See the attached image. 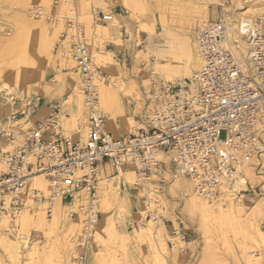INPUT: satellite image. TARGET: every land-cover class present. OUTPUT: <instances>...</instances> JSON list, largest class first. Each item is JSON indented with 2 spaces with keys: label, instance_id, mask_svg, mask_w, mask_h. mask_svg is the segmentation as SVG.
Returning <instances> with one entry per match:
<instances>
[{
  "label": "built area",
  "instance_id": "2783aa9c",
  "mask_svg": "<svg viewBox=\"0 0 264 264\" xmlns=\"http://www.w3.org/2000/svg\"><path fill=\"white\" fill-rule=\"evenodd\" d=\"M62 2L51 0L53 12L34 6L29 14L57 24L55 11ZM225 2L194 31L199 71L175 82L151 73L144 113L119 138L105 129L99 101V83L108 78L93 59L82 25L64 17L57 50L74 62L80 78L76 91L82 118L76 119V133L68 134L61 125L70 117L64 103H54L43 120L34 121L32 99L20 90L0 95V103L10 109L0 121V222L8 220L12 226L23 213L52 218L62 204L70 219L81 216L70 264H88L87 251L100 220L98 189L114 184L124 168H132L140 180L169 168L188 179L193 193L210 204L255 194L258 185L248 180L247 168L260 178L258 194L263 197L264 8L243 24L240 17L229 15ZM92 16L102 23L115 18L100 10ZM231 32L236 38H228ZM37 175L48 184L47 194L32 185ZM134 185L138 193L145 190L141 182Z\"/></svg>",
  "mask_w": 264,
  "mask_h": 264
},
{
  "label": "rangeland",
  "instance_id": "374dc122",
  "mask_svg": "<svg viewBox=\"0 0 264 264\" xmlns=\"http://www.w3.org/2000/svg\"><path fill=\"white\" fill-rule=\"evenodd\" d=\"M63 1L66 3L62 2L55 11L59 18V22L55 24L45 18H33L29 14V10L34 6L47 7L46 13L53 12L51 0H0V94L2 88L7 85L12 91L20 90L31 99L25 84L29 82V74L36 72V76L46 74L55 81H60L64 75L70 76L71 82L67 88L68 95H71L74 62L69 57L61 56L57 45L65 28L67 19L64 17L72 18L82 25L91 44L93 59L102 75L108 78L105 83H99V94L102 87L113 88V81L123 82L124 90L118 92L117 102L114 103L118 104L117 108L125 111L124 116L131 118L136 125L138 118L144 113L150 74L161 79L158 73L161 64L170 65L174 57L181 58L185 61L182 64H186L192 58L194 31L203 21V18L194 13V4L205 9L204 15L206 14L207 19L216 13L217 4L224 0H124L125 7L122 0ZM225 1L224 5L233 18L239 16L238 12L246 4L242 0ZM250 2L247 5H250ZM255 6H264V1L263 4ZM98 10L104 13L112 12L115 18L107 23L97 22L92 13ZM183 16L189 18L185 24L179 23ZM103 26L106 29H103ZM170 36L179 38L178 42L185 40L182 47L181 43H174ZM170 52L172 53L169 55ZM187 77L189 76L179 74L171 81H180ZM133 86L139 93L138 97L134 90L130 89ZM63 103L65 110L70 113V124L67 127L63 119L61 125L66 131L73 132L76 119L82 117V110L76 115L73 108H68L65 101ZM100 106L107 120L101 98ZM0 109L4 110L3 117H0L3 122L10 109L1 103ZM158 158L168 161L165 156L160 155ZM125 170L127 168L122 171ZM244 173L253 186L258 185L256 193H248L240 201H225L235 204L240 202L236 206L241 208L239 219L242 222L230 219H226L227 223L225 219H221L223 223L221 220L204 221L200 213L191 206L190 196L194 194L191 191V182L175 175L171 170L161 175L152 174L149 179L142 180L145 190L139 193L134 189V176L127 181L120 173L115 177L114 184H101L97 192L100 220L87 251L88 264H251L247 261L251 251L259 258V264H264V250L257 248L253 242L258 234L250 228V225L253 228L252 224L256 223L264 234V196L258 194L260 178H256L250 169L245 168ZM178 182L182 185L186 183L180 186ZM120 184L130 187L134 196L132 200H137L135 210H130L121 199ZM149 191L156 195L151 205L148 201ZM106 200L107 203L104 202ZM40 214L43 213L32 215L37 217ZM154 214L162 221H151L154 227H158L157 233L153 230L156 235L140 241L135 237L134 231L146 227L147 220ZM55 215H58V223L51 225L52 227L22 229L16 221L10 226L8 221L2 220L0 264H65L67 256L70 264L73 237L79 232L80 219L69 220L62 211H57ZM47 224L50 225L49 221ZM251 232L255 236L250 234ZM117 233L124 238L118 237ZM181 234H184V239L179 237ZM15 241L21 245L18 258L12 252L9 253L8 243ZM21 241H25V245ZM162 243L165 249H162ZM16 259L19 260L15 261Z\"/></svg>",
  "mask_w": 264,
  "mask_h": 264
},
{
  "label": "bare ground",
  "instance_id": "6f19581e",
  "mask_svg": "<svg viewBox=\"0 0 264 264\" xmlns=\"http://www.w3.org/2000/svg\"><path fill=\"white\" fill-rule=\"evenodd\" d=\"M44 1H47V0H44ZM123 2V6L125 7V3H124V0H122ZM131 1V0H130ZM250 1H253V3H251ZM248 2H246V4L240 9V11L238 12V17L241 18L243 24L247 21V20H251V17L252 16H255L257 14H259V12L264 8V6H261V7H258V6H255L256 4H259V3H262L263 4V1L264 0H250ZM251 3L250 5H247L248 3ZM127 6L128 3H126ZM47 5V3H46ZM193 5V4H192ZM246 6V8H245ZM42 10L45 12L46 11V8H43L41 7ZM131 8V7H130ZM192 8V7H191ZM190 9V8H189ZM193 11L194 13L198 14L202 20H204L206 18V14L204 15L205 13V9H201V5H198V4H194L193 6ZM182 19V20H181ZM179 20V23H182V24H185L187 22V20L189 19L188 17L186 18L185 16H183ZM90 21V20H89ZM89 23V22H88ZM89 26V25H88ZM166 27V26H165ZM164 28V27H162ZM103 29H106L104 26H103ZM168 29V28H167ZM169 30V29H168ZM167 32V31H166ZM169 34V33H168ZM179 37V36H178ZM185 39H186V36H184ZM172 41H174V43H178L180 45L181 43V47L183 45V42L185 40H181L180 42H178L179 38H177L176 36H170L169 37ZM229 39H233V38H236V34L234 32H231L228 36ZM167 39V38H166ZM169 40V39H168ZM167 40V41H168ZM119 42V41H118ZM189 42V41H188ZM240 47L242 50H244V47H245V44L242 43L240 44ZM185 48V47H184ZM186 49V48H185ZM172 52L169 53V55L171 54ZM175 53V52H174ZM176 54V53H175ZM185 54V53H184ZM191 54V53H190ZM60 58V57H59ZM173 58V57H172ZM186 59V57H185ZM61 60V59H60ZM164 60V59H163ZM173 63H170V65L168 64H161L162 66L161 67H158L160 68L158 73L161 75V79L162 80H166V81H171L173 79H175L176 77H178L179 74H184V75H187L189 77L187 78H190L192 76H194L200 69L201 67V60L200 58L197 56L195 50L194 52L192 53V58L186 62V64H182V59L179 58V57H174L173 58ZM159 61V60H158ZM73 62V61H72ZM71 62V64H72ZM185 62V61H184ZM70 64V63H69ZM158 64V63H157ZM156 64V65H157ZM73 67V64L71 65ZM160 66V65H159ZM71 67V68H72ZM73 73H74V82H73V85L70 87V89L74 92L75 91V94H73V92L71 93V95L67 97V99L65 100V104L68 106V108H73L74 109V114L76 115H79L81 113V106H82V99H80V95L77 94V85L79 84L80 82V78L78 76L77 73H75V71L73 70ZM73 75V74H72ZM112 87L113 88H109V87H102L101 90H100V94H99V101H100V98H101V103L103 104V106L105 107V110L106 113H107V127L115 134V135H123L124 133L128 132L130 130V128H133V127H136V125L138 124H133V120L131 118H127L126 116H124L125 114H123V111L119 110V108H117V105L116 103H114V101H116L117 99V95H118V92L120 91H123L124 90V84L123 82H120V83H117L115 81L112 82ZM114 87H117V88H114ZM3 91H1L2 95L3 94H8V93H11L12 92V89L5 85L3 88ZM131 90H134V92L136 93V97L139 96V93L137 92V89L133 86L132 88L130 87ZM128 90V89H127ZM133 92V91H132ZM0 94V95H1ZM126 94V93H124ZM127 95V94H126ZM132 95V94H131ZM122 97V96H121ZM70 98V100H69ZM133 99V98H132ZM117 102V101H116ZM120 106V105H119ZM72 109V111H73ZM72 115V114H71ZM82 118V117H81ZM65 119V125L68 127L69 126V118H63ZM75 119V118H74ZM78 119V118H77ZM73 122V121H71ZM74 123V122H73ZM72 124V123H71ZM75 124V123H74ZM66 131V130H65ZM65 133H72V131H66ZM76 132H74L73 130V133L74 134ZM163 156L162 154H159L158 156ZM3 164L2 162H0V171L1 169H4L3 168ZM126 169V168H124ZM122 169V170H124ZM120 171L121 174L124 175L125 179L127 181H129L133 176L135 177V182H141L142 183V180L140 179H137L136 176H135V173L133 171L132 168H127V170H125L124 172L123 171ZM246 170H248L246 168ZM167 171L169 172V168L165 170L164 173H167ZM250 173V172H249ZM248 173V174H249ZM120 175V174H119ZM118 177V176H117ZM179 180V178H178ZM134 182V183H135ZM179 183V182H178ZM186 183V182H184ZM183 183V185H184ZM188 183V182H187ZM151 184V183H150ZM181 184V185H180ZM32 185L39 188L40 190H42L45 194L48 193V184L45 182V180L43 179L42 176H34L32 178ZM152 185V184H151ZM149 185V186H151ZM180 186H183L182 183H179ZM178 185V186H179ZM189 186V185H188ZM145 188V186H144ZM192 191V190H191ZM113 194V193H112ZM109 196V195H108ZM118 196V195H117ZM149 196L148 197V201L151 204H153V199L156 198V195L154 194V192L152 191H149ZM191 206L194 207L193 209H195L196 211H198L200 213V217H202L204 219V221H216L217 220H221V219H225V223L226 222V219H230L232 221H239V222H242L241 219H239V213H240V209L238 206V204H240V202H237L236 204L229 201V202H226L225 201H218V202H214V203H209L207 202L206 200H201L200 198H198L197 196H195V194H191ZM106 198V197H105ZM159 198V197H158ZM110 199V198H109ZM116 199V198H115ZM230 200V199H229ZM234 201V200H232ZM107 203V200L104 201ZM63 205L62 204H59L55 211H54V214L52 215V218H48L49 220L46 219V217L43 215V214H40L38 215L37 217L33 216L32 214H28V213H23L21 214L15 221L17 224H19L21 226L22 229L24 228H28V227H31V228H39V227H42V226H53V225H56L58 223V215L56 216L55 214L57 213V211H62L63 214H65L66 216V213H65V210L63 209ZM110 207V205H109ZM141 208V207H140ZM140 210V209H139ZM143 213V211H142ZM143 215V214H141ZM33 216V217H32ZM54 216V217H53ZM69 220H72L73 218H69L68 216H66ZM142 218V217H141ZM81 219V216L80 218ZM157 221V222H162L157 216L156 214L153 215V217L151 219H148L147 220V225L146 227H141L139 230H135L134 233H135V237H137L140 241H142L143 239H149L151 238V236L153 235H156L153 233V230L155 231V233H157V230H158V227H154L153 224L151 223V221ZM243 220V219H242ZM5 221H8V220H5ZM14 221V222H15ZM49 221V224L48 223ZM60 221V220H59ZM230 221V222H232ZM244 221V220H243ZM258 221V220H257ZM256 221V222H257ZM109 222V220H108ZM113 222V221H112ZM110 222L111 225H113V223ZM219 222V221H218ZM222 222V220H221ZM219 222V223H221ZM229 222V223H230ZM253 222V221H252ZM3 223V222H2ZM9 223V221H8ZM223 223V222H222ZM238 223V222H237ZM236 223V224H237ZM259 223V222H258ZM106 224V223H105ZM232 224V223H230ZM229 224V225H230ZM235 224V225H236ZM241 224V223H240ZM251 224V223H250ZM255 224V225H254ZM6 225V224H5ZM233 225V226H235ZM253 228L251 227L250 225V228L253 229L254 233H257V237H255L256 239L253 241L256 243L255 246L258 247H261L263 250H264V234L259 230V227H258V224L256 223H253ZM51 226V227H52ZM107 226V225H106ZM109 226V225H108ZM48 227V228H49ZM139 227V226H138ZM245 227V226H244ZM72 228V227H71ZM237 228H239L237 226ZM249 228V227H248ZM247 228V229H248ZM20 229V228H19ZM250 229V230H251ZM40 230V229H39ZM166 230V229H165ZM245 231V229H243ZM8 231V229H7ZM236 231V230H235ZM252 231V232H253ZM9 232V231H8ZM115 232V231H114ZM118 232V231H117ZM249 232V231H248ZM252 232L250 234H252ZM98 233V232H97ZM113 233V232H112ZM245 233H247V231H245ZM254 233L252 235H254ZM118 234V233H117ZM242 234V233H241ZM23 235V234H22ZM100 235V234H99ZM111 235V234H110ZM110 235L108 237H110ZM20 236V235H19ZM130 235H128L129 237ZM158 236V235H157ZM246 236V235H244ZM255 236V235H254ZM253 236V237H254ZM73 237V236H72ZM102 237V236H100ZM107 237V238H108ZM113 238V236H111ZM117 237V236H116ZM115 237V238H116ZM118 237H121V234L119 233L118 234ZM117 237V238H118ZM123 237V236H122ZM121 237V238H122ZM126 237V236H125ZM160 237V236H159ZM252 237V236H251ZM24 238V237H22ZM26 238V237H25ZM124 238V237H123ZM122 238V239H123ZM133 239V238H132ZM27 240V239H26ZM128 240V239H127ZM253 240V239H252ZM134 241V240H133ZM23 242V244L25 245V241H21ZM7 243V242H6ZM129 243V242H128ZM22 244V245H23ZM141 244V243H140ZM124 245V244H123ZM156 245V244H155ZM21 246V245H20ZM20 246H19V242H10L8 243V247L10 249V252L9 253H13V255H15L16 258L19 257V253H20ZM153 246V245H152ZM23 247V246H22ZM73 247V246H72ZM71 247V248H72ZM123 247V246H122ZM124 247H126V245H124ZM157 247V246H156ZM162 249H165L164 247V243H162ZM6 249V248H5ZM8 251V250H7ZM157 251V250H156ZM250 255L249 257H247V261L251 264H259V261H258V257L255 256L254 254V251H251L250 252ZM12 256V255H11ZM161 256V255H160ZM19 260V259H18ZM17 259L15 261H18ZM69 263V256H67L66 258V263L65 264H68Z\"/></svg>",
  "mask_w": 264,
  "mask_h": 264
},
{
  "label": "crops",
  "instance_id": "0c3cea01",
  "mask_svg": "<svg viewBox=\"0 0 264 264\" xmlns=\"http://www.w3.org/2000/svg\"><path fill=\"white\" fill-rule=\"evenodd\" d=\"M66 73L67 72H63V74ZM36 75V72L29 74V82H27L25 85L27 87L28 93L31 94L30 96L32 101L36 106V112L33 119L34 121H41L48 115L50 108L54 103H63L65 101V98L69 93L67 85L71 82V77L64 75L60 81H55L52 78H48L46 74L43 76L39 74L38 76ZM3 111L4 110L0 109V117H3ZM105 129L115 138L122 136L115 135L108 127H106V120ZM119 186L122 195L121 199L126 203L130 210H135L137 200H132L134 196L132 195L130 187L127 188L125 185L121 184Z\"/></svg>",
  "mask_w": 264,
  "mask_h": 264
}]
</instances>
